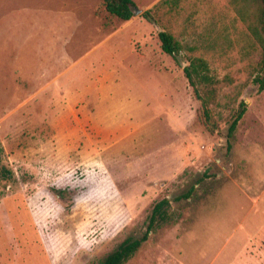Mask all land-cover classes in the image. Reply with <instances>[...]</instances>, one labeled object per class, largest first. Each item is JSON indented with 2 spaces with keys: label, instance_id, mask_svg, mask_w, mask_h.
<instances>
[{
  "label": "rangeland",
  "instance_id": "rangeland-1",
  "mask_svg": "<svg viewBox=\"0 0 264 264\" xmlns=\"http://www.w3.org/2000/svg\"><path fill=\"white\" fill-rule=\"evenodd\" d=\"M133 1L144 12L161 0ZM216 1L185 0L166 21L186 47L179 65L142 14L128 23L102 9L95 31L100 0H0V16L31 13L32 59L41 14L83 23L63 41V97L24 101L28 87H0V264H101L143 236L165 198L169 222L126 264H264V91L254 83L263 48L231 0L219 14ZM189 56L233 80L214 134L184 74Z\"/></svg>",
  "mask_w": 264,
  "mask_h": 264
},
{
  "label": "trees",
  "instance_id": "trees-1",
  "mask_svg": "<svg viewBox=\"0 0 264 264\" xmlns=\"http://www.w3.org/2000/svg\"><path fill=\"white\" fill-rule=\"evenodd\" d=\"M184 1L161 0L160 3L142 14L146 20L162 29L158 33L161 49L179 65H181L180 57L184 54L186 47L171 31L166 21L172 17L173 13L181 11V5ZM231 4L239 17H241V20L247 24L248 29L262 44L263 56L260 61V71L254 78V83L258 86V92L262 93L264 91V0H231ZM250 5H254L256 10L253 15L255 18L254 23L248 18ZM135 8L137 6L133 0H100V8L97 14H100L103 9L109 15L129 22L135 17ZM257 23L260 26V30L257 27ZM187 62V66L184 67V74L193 88L196 98L201 102L204 126L209 133L214 134L220 127L214 116L215 108L219 103L220 91L224 86L232 85L233 80L229 76L223 79L217 78L212 72L210 63L204 57L189 56ZM247 109L246 102L242 100L239 110L235 113L228 128L229 149L231 148V140L234 138L241 120L247 113ZM6 172L11 175V172ZM59 193H61L60 190ZM170 207L171 201L169 198H165L155 204L149 217L147 230L143 236L140 238H127L101 264H126L130 261L143 244L149 240L150 234L162 224L169 222L171 218Z\"/></svg>",
  "mask_w": 264,
  "mask_h": 264
},
{
  "label": "crops",
  "instance_id": "crops-1",
  "mask_svg": "<svg viewBox=\"0 0 264 264\" xmlns=\"http://www.w3.org/2000/svg\"><path fill=\"white\" fill-rule=\"evenodd\" d=\"M152 7H147L146 10ZM208 7H212V4ZM222 7L223 3L217 0L215 14L221 13ZM97 11V7L92 11V18L96 21L94 25L95 31L100 29L97 24ZM208 13L210 14V12ZM205 18H207L206 22L209 23L210 18L208 16H205ZM58 19L57 24L54 23L49 15L43 16L41 14L40 18L37 19L36 23H40L39 27H36L38 54L35 59H32V56H34L32 53L34 33L31 13L28 14V10L24 9L0 16L1 88L10 85L23 88L22 94L25 88L28 87L30 90L24 96L29 97V99L24 101H29L37 95L47 98L49 96L63 97L66 94L65 85L62 82V76H65V73H63L64 66H61L62 62L66 61L63 58L65 56L63 41L68 37H72L71 32L79 29L83 23L78 15H74L71 18L68 13L65 14V17H59ZM132 21L134 19L128 23ZM212 22L215 24L223 23L222 20L219 21V17H215ZM193 23L191 24L192 28ZM205 30L209 32L207 25L204 28ZM108 36L107 40L108 38L110 40L107 43L112 39L111 33ZM0 92L2 94L3 91L0 89Z\"/></svg>",
  "mask_w": 264,
  "mask_h": 264
},
{
  "label": "water",
  "instance_id": "water-1",
  "mask_svg": "<svg viewBox=\"0 0 264 264\" xmlns=\"http://www.w3.org/2000/svg\"><path fill=\"white\" fill-rule=\"evenodd\" d=\"M134 13H135V16H138V15L143 14L144 12L137 7L134 9ZM158 31L161 32L162 29L158 27Z\"/></svg>",
  "mask_w": 264,
  "mask_h": 264
}]
</instances>
